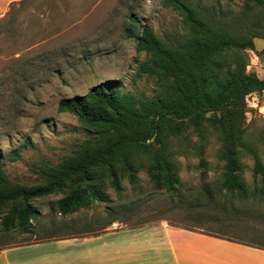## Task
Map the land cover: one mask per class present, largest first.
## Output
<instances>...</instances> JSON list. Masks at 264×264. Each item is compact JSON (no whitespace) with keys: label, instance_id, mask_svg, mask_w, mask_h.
<instances>
[{"label":"rangeland","instance_id":"obj_1","mask_svg":"<svg viewBox=\"0 0 264 264\" xmlns=\"http://www.w3.org/2000/svg\"><path fill=\"white\" fill-rule=\"evenodd\" d=\"M186 1L195 9L233 17L244 4ZM129 15L169 44L182 41L187 33L182 14L163 0H22L6 11L0 21V156L11 183L42 184L48 166L75 158L85 142L95 139L77 117L58 112L61 100L84 96L109 81H119L121 92L137 99L156 96L155 78L137 75V61H146L147 55L138 53L137 42L125 35ZM254 45V50L239 53L240 58L248 64V74L263 80L264 39H256ZM246 111L245 142L264 165V93L249 96ZM205 127L202 135L188 128L170 145L181 183L176 194L155 191L150 161L137 157L136 182L121 180V195L111 187L109 175L101 174L108 203L63 218L49 208V202L61 195L37 199L33 205L42 216L34 222L33 234L0 232V251L163 224L264 248L262 176H255L253 156L238 148L246 196L228 192L223 187L224 142L210 122ZM200 142L204 146L197 154ZM15 153L18 156L11 159ZM116 173L122 175L120 164ZM208 193L213 195L209 204ZM1 217L2 213L0 223Z\"/></svg>","mask_w":264,"mask_h":264},{"label":"trees","instance_id":"obj_2","mask_svg":"<svg viewBox=\"0 0 264 264\" xmlns=\"http://www.w3.org/2000/svg\"><path fill=\"white\" fill-rule=\"evenodd\" d=\"M242 1L240 13L233 17L195 9L186 0H163L166 7L182 14L187 29L184 39L174 44L129 15L125 35L137 42L138 53L147 55L146 61H137V75L155 78L156 96L137 99L121 92L119 81H109L84 96L61 100L58 112L77 117L96 137L85 142L75 158L48 166L44 182L32 187L11 183L0 156V232L33 234L34 222L42 216L33 205L37 199L61 195L49 202V208L51 214L63 218L110 202L101 174L109 175L111 187L121 195V180L136 182L137 157L150 161L155 191L176 194L181 183L171 162L170 145L188 128L202 135L206 122L224 142V189L246 196L238 164V148L244 147L253 156L255 176H262L264 201V165L246 144L244 128L247 99L264 93V79L248 74V64L239 54L254 50V41L264 39V0ZM203 146L202 142L197 145V154ZM116 164H120L121 176ZM207 196L209 204L213 195Z\"/></svg>","mask_w":264,"mask_h":264},{"label":"crops","instance_id":"obj_3","mask_svg":"<svg viewBox=\"0 0 264 264\" xmlns=\"http://www.w3.org/2000/svg\"><path fill=\"white\" fill-rule=\"evenodd\" d=\"M22 0H0V21ZM0 264H264V248L169 225L0 251Z\"/></svg>","mask_w":264,"mask_h":264},{"label":"built area","instance_id":"obj_4","mask_svg":"<svg viewBox=\"0 0 264 264\" xmlns=\"http://www.w3.org/2000/svg\"><path fill=\"white\" fill-rule=\"evenodd\" d=\"M113 227H114L115 229H118L119 225L115 223V224L113 225Z\"/></svg>","mask_w":264,"mask_h":264}]
</instances>
